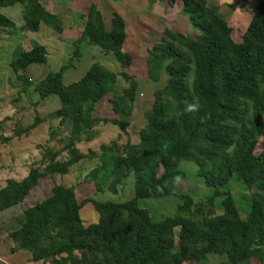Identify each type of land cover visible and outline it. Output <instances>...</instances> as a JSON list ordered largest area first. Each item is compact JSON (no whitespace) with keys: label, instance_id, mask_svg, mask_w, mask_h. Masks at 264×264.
<instances>
[{"label":"trees","instance_id":"trees-1","mask_svg":"<svg viewBox=\"0 0 264 264\" xmlns=\"http://www.w3.org/2000/svg\"><path fill=\"white\" fill-rule=\"evenodd\" d=\"M164 1L168 7L181 6L195 34L164 29L160 41L147 50L148 79L158 82L164 75L165 84L153 92L136 144L111 141L99 147V154L77 147L95 138L99 124L116 126L118 139L127 135L136 76L94 62L78 81L65 84L69 61L28 84L40 100L58 97L60 106L50 116L68 137L61 147L46 150L24 178L6 181L0 212L24 203L40 180L67 175L83 159L97 160L85 176L97 193L116 194L128 178L134 179L133 197L122 203L78 202L73 186L55 184L49 195L25 208L23 224L8 237L31 253L32 264H187L205 261L210 254L224 255L228 264L264 263V149L255 152L264 139V0L257 2L239 42L208 0ZM14 5L22 7L20 31L37 32L41 25L61 31L57 17L39 0H0L1 8ZM0 28L14 31L16 25L0 15ZM125 38L124 19L114 12L104 20L91 4L79 39L72 41V56L80 57L86 43L129 64L130 57L122 52ZM46 61L45 46L35 44L13 58L10 68L22 81L29 66ZM105 99L114 117H94L95 106ZM188 103L198 110L185 112ZM181 162L193 163L196 176L213 192L197 203L180 195L175 212L155 220L138 201L174 196ZM236 180L249 194L244 219L229 189ZM217 198L220 213L213 209ZM86 204L98 214L97 222L87 226L80 218Z\"/></svg>","mask_w":264,"mask_h":264},{"label":"rangeland","instance_id":"rangeland-1","mask_svg":"<svg viewBox=\"0 0 264 264\" xmlns=\"http://www.w3.org/2000/svg\"><path fill=\"white\" fill-rule=\"evenodd\" d=\"M90 0H39L41 5L58 19L61 31L41 25L37 32H22V7L1 8L0 15L11 19L16 29L0 28V184L7 178L19 181L28 173L31 165L39 163L46 150L61 147L68 137V132L60 126L57 120L51 119L50 114L56 111L60 102L57 96L51 95L45 100H40L34 93L32 86L28 85L43 78L50 71H57L61 66L72 62L71 67L65 71L63 82L70 84L78 81L89 68L98 62L110 71L137 77V93L133 105L132 115L129 117L127 135L118 139L119 130L112 124H99L95 128L96 136L90 142H81L78 149L87 153L89 150L99 154V147L116 141L123 145L127 140L132 144L138 142L139 130L145 125V112L151 108L153 92L165 84V76L161 75L158 82L148 79L146 68V52L158 43L164 29H171L184 35H194L186 16L180 13V5L168 7L164 0H155L150 4L147 0H118L115 7L106 3L99 6L102 12L109 16L110 12L117 9L125 17L126 38L122 52L130 57V63L124 60L116 61L112 53H103L97 46L82 43L81 56L73 57L72 41L79 39L85 24L87 7ZM259 0H208L209 5H217L224 19L232 28V38L235 42L241 40V35L250 21L254 7ZM107 20V19H106ZM35 44L45 46L47 61L45 64H33L23 74V80L17 79L10 68V62L21 52L31 49ZM117 88L120 90L123 82L119 80ZM111 105L105 99L95 106L94 117L104 116L113 118ZM36 119L39 121L36 122ZM36 124V125H34ZM34 126V127H33ZM50 133L54 138H50ZM264 149V139L257 142L255 152ZM65 158V155L61 159ZM97 160L83 159L73 165L69 173L64 176L54 175L52 178L40 180L38 186L32 190L25 200V204L33 205L47 195L55 184L73 186L78 202L86 199L97 202L122 203L133 197L134 179L128 178L118 188L116 194L110 192L97 193L94 186L85 181L87 173L96 166ZM181 177L177 182L175 195L159 199H142L138 206L147 209L150 215L159 220L171 216L180 203L178 196L187 195L194 202H205V198L213 192L211 187L203 185L202 180L196 176V167L191 162H181ZM17 179V180H15ZM234 197L239 215L245 218L249 211V194L246 186L238 180L229 185ZM220 198L213 203V209L220 213ZM203 205L206 203H202ZM80 218L85 226L96 223L98 214L91 204H86L80 209ZM187 264H228L224 255L210 254L202 262ZM244 264H264L255 260H248Z\"/></svg>","mask_w":264,"mask_h":264},{"label":"crops","instance_id":"crops-1","mask_svg":"<svg viewBox=\"0 0 264 264\" xmlns=\"http://www.w3.org/2000/svg\"><path fill=\"white\" fill-rule=\"evenodd\" d=\"M117 1L118 0H90V2L89 1H86V2H89V6L91 4L96 5L98 10L102 14L104 20L109 19L111 17L112 13L116 12L125 21V17L119 12V10L115 9V10L111 11L109 16L106 17V15L102 12V10L99 7V6H102L103 3H106L110 7H113V9H114V7H115L114 4L117 3ZM147 2H149L150 4H154L155 0H153L152 2L147 0ZM214 6L218 7V9H219V6H217V5H214ZM88 7H87V9H88ZM219 12L223 16L220 9H219ZM180 13L182 15L186 16L185 14H183V12L181 10V6H180ZM169 30H171V29H169ZM125 32H126V23H125ZM176 33H179V32H176ZM9 179L13 180L14 178H7L6 181ZM15 180H17V179H15ZM6 181L4 183L0 184V189L2 187H4ZM25 200H24V203H22V204L16 205V206L11 207V208L3 211V212H0V264H32L31 253L28 251H23V250L18 249V246L8 237L9 233L19 229L20 226L24 222L23 210L25 208L31 206V205L25 204ZM44 264H48V263H44Z\"/></svg>","mask_w":264,"mask_h":264},{"label":"clouds","instance_id":"clouds-1","mask_svg":"<svg viewBox=\"0 0 264 264\" xmlns=\"http://www.w3.org/2000/svg\"><path fill=\"white\" fill-rule=\"evenodd\" d=\"M198 107L197 104L188 103L185 107V112H195L198 110Z\"/></svg>","mask_w":264,"mask_h":264}]
</instances>
